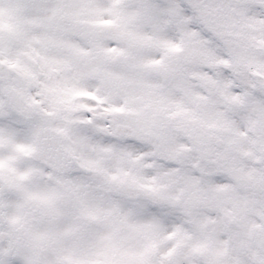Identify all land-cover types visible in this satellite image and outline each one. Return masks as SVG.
Segmentation results:
<instances>
[{
	"label": "snow or ice",
	"instance_id": "snow-or-ice-1",
	"mask_svg": "<svg viewBox=\"0 0 264 264\" xmlns=\"http://www.w3.org/2000/svg\"><path fill=\"white\" fill-rule=\"evenodd\" d=\"M0 264H264V0H0Z\"/></svg>",
	"mask_w": 264,
	"mask_h": 264
}]
</instances>
